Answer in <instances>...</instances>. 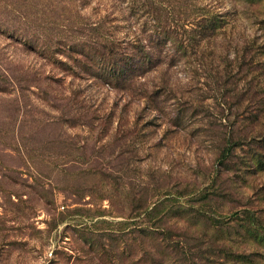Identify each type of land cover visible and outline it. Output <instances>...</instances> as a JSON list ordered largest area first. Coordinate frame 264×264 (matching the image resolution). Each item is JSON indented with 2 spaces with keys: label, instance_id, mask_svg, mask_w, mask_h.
<instances>
[{
  "label": "rangeland",
  "instance_id": "1",
  "mask_svg": "<svg viewBox=\"0 0 264 264\" xmlns=\"http://www.w3.org/2000/svg\"><path fill=\"white\" fill-rule=\"evenodd\" d=\"M0 264H264V0H0Z\"/></svg>",
  "mask_w": 264,
  "mask_h": 264
},
{
  "label": "trees",
  "instance_id": "2",
  "mask_svg": "<svg viewBox=\"0 0 264 264\" xmlns=\"http://www.w3.org/2000/svg\"><path fill=\"white\" fill-rule=\"evenodd\" d=\"M13 8H14V7H13ZM14 10L17 11L18 14H19V13L21 14V15L19 14V15H16V16H18V17L23 16V15H22V12H19V10H17L16 8H14ZM14 10H12V12H15ZM16 16H15V17H16ZM135 40H136L137 42H139L140 39H135ZM107 41H108V39H107Z\"/></svg>",
  "mask_w": 264,
  "mask_h": 264
}]
</instances>
